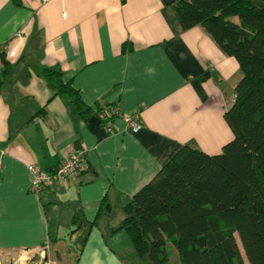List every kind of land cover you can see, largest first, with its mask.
Instances as JSON below:
<instances>
[{
    "label": "crops",
    "instance_id": "crops-1",
    "mask_svg": "<svg viewBox=\"0 0 264 264\" xmlns=\"http://www.w3.org/2000/svg\"><path fill=\"white\" fill-rule=\"evenodd\" d=\"M240 78L163 0H0V264H127L113 231L123 205L182 146L220 152ZM108 105L140 131L116 119L105 132L96 110ZM79 152L77 177L30 189L28 166L49 172Z\"/></svg>",
    "mask_w": 264,
    "mask_h": 264
},
{
    "label": "trees",
    "instance_id": "trees-1",
    "mask_svg": "<svg viewBox=\"0 0 264 264\" xmlns=\"http://www.w3.org/2000/svg\"><path fill=\"white\" fill-rule=\"evenodd\" d=\"M171 1L182 30L202 28L238 65L222 116L232 138L213 155L182 146L123 205L113 231L148 257L145 264H245L241 249L248 264H264V0ZM1 62L8 67L3 54ZM42 74L80 107L58 69Z\"/></svg>",
    "mask_w": 264,
    "mask_h": 264
},
{
    "label": "built area",
    "instance_id": "built-area-1",
    "mask_svg": "<svg viewBox=\"0 0 264 264\" xmlns=\"http://www.w3.org/2000/svg\"><path fill=\"white\" fill-rule=\"evenodd\" d=\"M8 58L15 56V49L8 52ZM96 115L105 132H110L115 128V120L122 119L127 129L132 133H137L141 129L137 114H121L115 106H103L96 111ZM84 169V154L82 152L71 154L66 157L55 169L47 172L36 166H28L30 175V189L34 192L49 186L56 181H65L70 177H77Z\"/></svg>",
    "mask_w": 264,
    "mask_h": 264
},
{
    "label": "rangeland",
    "instance_id": "rangeland-1",
    "mask_svg": "<svg viewBox=\"0 0 264 264\" xmlns=\"http://www.w3.org/2000/svg\"><path fill=\"white\" fill-rule=\"evenodd\" d=\"M121 235L123 236L124 242L121 243V244L119 245V247L122 248V249L125 251V259H126V261H128L127 264H131V263H135V264H145L147 261H148L149 263H151V262L149 261V259H148L147 256L144 257V258H141V257H139L138 255H136V253H135V251H134V249H133L132 244H131V243L129 242V240L125 237V235H124L123 232H121ZM171 252H172V255H171V257H170V260L173 261V262H177V255H176L175 250H174V249H171ZM241 252H242V257H243V259H244L245 264H248V263H247V260H246V258H245V256H244V253H243L242 249H241ZM132 256H134V258H135L134 261L132 260Z\"/></svg>",
    "mask_w": 264,
    "mask_h": 264
},
{
    "label": "water",
    "instance_id": "water-1",
    "mask_svg": "<svg viewBox=\"0 0 264 264\" xmlns=\"http://www.w3.org/2000/svg\"><path fill=\"white\" fill-rule=\"evenodd\" d=\"M164 1V3L166 4V5H170V4H172V1L171 0H163ZM44 260H46V258H44Z\"/></svg>",
    "mask_w": 264,
    "mask_h": 264
}]
</instances>
